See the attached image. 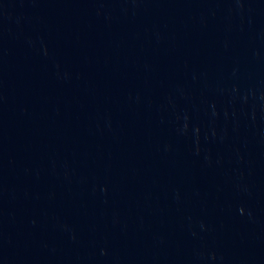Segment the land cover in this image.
I'll return each mask as SVG.
<instances>
[{
    "label": "water",
    "instance_id": "1",
    "mask_svg": "<svg viewBox=\"0 0 264 264\" xmlns=\"http://www.w3.org/2000/svg\"><path fill=\"white\" fill-rule=\"evenodd\" d=\"M0 264H264V0H0Z\"/></svg>",
    "mask_w": 264,
    "mask_h": 264
}]
</instances>
